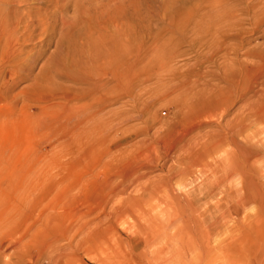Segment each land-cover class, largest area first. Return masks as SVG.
Listing matches in <instances>:
<instances>
[{"label": "rangeland", "instance_id": "obj_1", "mask_svg": "<svg viewBox=\"0 0 264 264\" xmlns=\"http://www.w3.org/2000/svg\"><path fill=\"white\" fill-rule=\"evenodd\" d=\"M0 1V27L17 26L20 41L11 37L0 53L4 70L16 72L7 87L0 78V207L14 167L43 169L23 214L0 227V264H31V254L55 237L79 241L81 262L73 264L135 263L125 260L133 249L162 253L153 264H175L169 242L145 241L138 229L177 217L196 243L209 239L216 249L232 235L229 256L247 263L264 256V192L254 171L264 175V120L248 112L264 105V0ZM227 83V106L217 108L220 96L205 89ZM196 137L195 149L213 151L210 168L180 178L177 158L188 154L174 147ZM225 175L239 197L226 202L218 188L219 207L206 220L233 207L239 213L210 233L186 198L203 197L202 185Z\"/></svg>", "mask_w": 264, "mask_h": 264}, {"label": "bare ground", "instance_id": "obj_2", "mask_svg": "<svg viewBox=\"0 0 264 264\" xmlns=\"http://www.w3.org/2000/svg\"><path fill=\"white\" fill-rule=\"evenodd\" d=\"M14 1V0H13ZM16 1V0H15ZM23 2V1H21ZM3 3V2H2ZM1 1H0V5L2 4ZM18 3V2H17ZM16 3V4H17ZM4 8L6 9V7L8 5L5 6V4L3 5ZM2 6V8H3ZM19 6V5H18ZM10 7V6H9ZM7 7V8H9ZM1 8V7H0ZM5 9H3L5 11ZM7 10V9H6ZM2 11V10H0ZM1 13V12H0ZM3 13V12H2ZM6 13V12H5ZM4 14V13H3ZM2 14L0 15V18H1ZM3 17V16H2ZM5 18V17H3ZM7 18V17H6ZM22 18V17H21ZM31 19V18H30ZM3 20V19H2ZM7 20V19H5ZM3 22V21H2ZM4 23V22H3ZM2 23V24H3ZM6 23V22H5ZM4 23V24H5ZM9 23V22H8ZM1 24V25H2ZM7 24V23H6ZM5 24V25H6ZM17 24V23H16ZM27 25V24H26ZM25 25V26H26ZM15 28H12L11 30L9 29H4L3 27H0V53H2L4 55L3 52H6V50L8 48H11V47H8L10 42H11V37L14 38V40L16 41H19L17 40V35H18V28L17 26H14ZM20 27V26H19ZM6 28V26H5ZM26 28V27H25ZM25 32V31H24ZM20 37V36H19ZM27 38V37H26ZM13 41V43L15 44L16 41ZM20 42V41H19ZM19 42H17L19 44ZM12 43V44H13ZM13 46V45H12ZM16 46H18L17 44L15 46H13L14 48L10 51H13L14 49H17ZM8 47V48H7ZM21 49V48H20ZM23 51V48L21 49ZM9 51V49H8ZM20 50H17L14 52V56L15 57L16 55H18V52ZM18 52V53H17ZM9 54L13 53V52H8ZM7 53V55H8ZM17 53V54H16ZM16 54V55H15ZM2 55V56H3ZM6 56V55H5ZM12 56V54H11ZM8 57H10L8 55ZM1 59V58H0ZM3 60V59H2ZM2 62V61H1ZM0 62V63H1ZM11 68H14L13 67H10L8 71L4 70L5 67L1 66L0 64V78H4L3 80V84H4V87H7L10 85V83L14 80V78L12 77L13 73L14 75L16 74L15 72V69L11 70ZM10 74V77H7V75ZM215 76V75H213ZM15 77V76H14ZM217 76H215L216 78ZM218 78V77H217ZM263 78V77H261ZM219 80V78H218ZM258 80H261V79H258ZM258 80L256 83H258ZM264 80V79H263ZM255 84V83H254ZM264 84V83H263ZM209 85V84H207ZM210 86L206 87V93H207V90L208 91H212L215 90V92L220 96V99L216 102V107H221V106H224L226 105L227 106V102H226V90L230 88V83H227V85L225 86V88H221V87H216V88H209ZM224 87V86H222ZM251 87V86H250ZM257 87V86H256ZM263 87V86H262ZM262 89V88H261ZM258 90V89H257ZM255 91V90H254ZM260 94V92H259ZM204 96V95H203ZM258 96V95H257ZM1 97V95H0ZM261 97V96H260ZM259 98V97H258ZM257 98V99H258ZM262 98V97H261ZM256 99V100H257ZM259 100V99H258ZM257 100V101H258ZM264 104V103H263ZM257 105V104H256ZM255 106V105H254ZM222 108V107H221ZM216 109V108H215ZM256 111V112H255ZM250 113V116H251V113L252 112H255V116H256V119L257 121L260 123H262V121L264 120V105H262L261 107L259 106H256V108H253L251 107L248 111ZM247 114V113H246ZM254 116V115H253ZM249 118V117H247ZM253 118V117H252ZM251 119V118H249ZM247 120V119H246ZM248 122V121H247ZM203 124V123H202ZM245 124V123H244ZM256 133V132H255ZM189 139V138H188ZM196 138H191L189 140H185V142L182 143V140L178 142V144L174 147L175 149L178 147L179 150H181L182 152L185 153V151L187 152L188 156H185L183 158H181L179 155V157L177 158V162L178 163H182L181 167H179L177 170H176V175L180 176V178H185L191 174H193L194 172H196V167H198L200 170H203L201 167L202 166H205V167H209L208 165V162H207V156L210 155V153L212 154V152H210L209 150L205 149L203 147L202 150L200 149H195L194 146L196 144ZM225 139L224 138H220L219 141H217L214 145H215V148H219L223 145V143L225 142L224 141ZM198 142V141H197ZM180 144H182L180 146ZM177 148V149H178ZM174 149V150H175ZM184 150V151H183ZM180 152V151H179ZM181 153V152H180ZM175 154V153H174ZM178 154V153H176ZM183 155V154H182ZM7 156H5L4 158H6ZM176 157V156H175ZM9 158V156L7 157ZM170 158V157H169ZM173 158V157H172ZM173 161V160H172ZM21 165V164H20ZM16 166L14 167V172H10V178H9V186H10V190L8 191V195H7V202L5 203V207L2 208L0 207V227H6L8 226L10 223L12 222H16L14 219L17 215H22L23 212H24V207L26 205V203L29 201V198H31V194L33 195L35 193V190H37V187L39 185V183H41L40 181V178H41V175H42V170L41 168H39L38 166H34V167H31V168H28V169H24V167L22 166ZM176 166V165H174ZM183 166V167H182ZM226 166V165H225ZM224 166V167H225ZM173 168V167H172ZM210 168V167H209ZM213 168V167H212ZM227 168V167H226ZM206 169V168H205ZM204 169V170H205ZM217 169H219V164L215 166V170L217 171ZM213 173L216 172L214 171V169H212ZM254 171H255V174H257L258 178L260 179V182L257 183L258 186L261 188V190H263L264 192V175L261 177L258 173V170L256 168H254ZM217 173V172H216ZM43 176V175H42ZM8 178V177H7ZM229 178L230 176L228 177L227 175L225 176H221L219 179H217L215 181V183H213L212 179L209 180L212 181V183H204L202 185V190H204V194H203V197L199 196L198 194H194L193 192H191V194H188L187 195V202H188V205L191 207V210H194L195 213L198 214V216H200L203 220H206L207 216L211 215L212 212H215L216 210L214 208H218L219 206L215 207V200H214V196L215 193H216V190L219 188H221L222 190H226L225 192V199H226V202H228L227 199L229 198H232L233 195L237 197H239V195H237L236 193L233 194V190L232 188L230 187L231 184L230 182L228 183L229 181ZM206 180V179H205ZM8 182V181H7ZM203 182V181H202ZM205 182V181H204ZM254 183V182H253ZM202 184V183H201ZM255 184V183H254ZM2 186V185H1ZM182 189V188H181ZM182 191V190H181ZM145 192V191H144ZM186 192V190H185ZM262 192V193H263ZM203 193V192H202ZM223 193V191H222ZM239 194V193H238ZM4 195V194H2ZM1 195V196H2ZM36 195V194H35ZM115 195V194H114ZM222 195V194H221ZM264 195V194H263ZM0 196V197H1ZM36 197V196H35ZM168 197V196H167ZM177 203H179V205L181 204V200L179 197H173ZM223 198V197H222ZM170 199V198H169ZM221 199V198H220ZM219 199V200H220ZM31 201V200H30ZM29 201V202H30ZM209 201H211V205L213 206L210 207V206H207L206 203H208ZM223 201V200H222ZM167 202V201H166ZM134 203V202H133ZM141 203V202H140ZM220 203V202H219ZM224 203V202H223ZM136 204H138L136 202ZM134 204V205H136ZM172 204V203H171ZM217 204V203H216ZM133 205V206H134ZM142 205V204H141ZM146 205V204H145ZM169 205V204H168ZM177 205V206H179ZM239 206H241L240 204H238ZM138 206V205H137ZM172 206V205H171ZM132 207V206H131ZM142 207V206H141ZM144 207V206H143ZM150 207V206H149ZM154 207V206H153ZM242 207V206H241ZM140 208V207H139ZM145 208V207H144ZM152 208V206H151ZM133 209V207H132ZM136 209V208H135ZM138 209V207H137ZM153 209V208H152ZM177 209V207H176ZM130 210V209H129ZM134 210V209H133ZM142 210V209H141ZM144 210V216H147L150 211H145ZM77 211V210H76ZM76 211L75 212V215H76ZM104 211V210H103ZM121 211V210H120ZM119 211V212H120ZM71 212V211H70ZM86 212V211H85ZM138 212V211H137ZM136 212V213H137ZM50 214V212H48ZM53 213V212H52ZM82 213V212H81ZM132 213V212H131ZM156 213V212H155ZM234 213H239V210L234 208L233 207V211L232 210H229V213L227 212L226 214L220 216L222 217L221 219H216L214 218V216L212 215L211 217V222H207V227H208V230L210 231V233H216L217 230L219 229H222L223 227H225L228 223V221H230V219L233 217ZM80 214V212H79ZM78 214V215H79ZM85 214V213H84ZM122 214V212L120 214H118L119 217H122L120 216ZM127 214V212H126ZM130 214V213H129ZM142 214H143V211H142ZM20 215V216H21ZM69 215V214H68ZM138 215V214H137ZM136 215V216H137ZM155 215V214H153ZM135 216V217H136ZM195 216V214H194ZM47 217V216H46ZM125 217V216H124ZM155 217V216H154ZM172 217V216H171ZM50 218L53 219V216H51ZM82 218V217H81ZM74 219V218H73ZM88 219V218H87ZM175 219V217H174ZM177 220L175 221H171L170 222H164V221H155V220H150L149 223H147V225H141L139 226V229L138 231L140 232V234L143 236V240L145 241H148L149 239L152 240V242H155L157 240H161V241H166V242H169L172 247L174 248V254L170 256L169 260L172 261V263L174 262L175 264H189V261H191L192 264H207L208 262H210L209 264H214V263H217V260H220L222 259V261H224V264H264V256L263 255H260L257 257V259L255 261H241L239 262L238 260L235 259V257H231L227 254V249H228V245L230 246H233L234 245V241L236 240H233V237L232 235L229 236L230 240L228 241H225L224 242H221V244L219 246H216V249H214L215 246H212L210 245V240L209 239H206V241H204L203 239H201V242H197L192 239V238H189V237H185V235L180 231V229H182V222H180L178 220V217L176 218ZM84 220V219H83ZM51 221V220H50ZM71 221V220H70ZM74 220H72L73 222ZM78 221V220H75V222ZM81 221V220H80ZM85 221V220H84ZM83 221V222H84ZM86 222V221H85ZM71 223V222H70ZM69 223V224H70ZM78 223V222H77ZM76 224V223H74ZM80 224V223H79ZM86 224V223H84ZM51 225V224H50ZM53 226V225H52ZM78 226V225H77ZM99 226L100 228V225H97ZM71 227V226H70ZM80 226H78L77 229H79ZM88 227V226H87ZM90 227V226H89ZM92 227V226H91ZM49 228V227H48ZM74 228L75 225H74ZM73 228V229H74ZM93 228V227H92ZM174 230L177 232V236L176 237H172L170 235V230ZM75 230V229H74ZM85 230V226H82L81 225V228H80V232L83 233V231ZM137 230V228H136ZM68 231V229H67ZM79 232V231H77ZM75 232V233H77ZM78 233V234H81V233ZM86 231H84L85 233ZM88 232V231H87ZM68 234V233H67ZM66 235V234H65ZM65 235H62V237H65ZM69 235V234H68ZM85 235V234H84ZM88 235V233H87ZM77 236V235H76ZM80 236V235H79ZM74 237V236H73ZM83 237V236H82ZM86 237V236H85ZM54 238V237H52ZM69 238V237H68ZM84 238V237H83ZM85 239V238H84ZM59 238L55 237L53 240L51 239L50 242H46L43 244V247L40 246V251H39V254L37 253V255H34L33 253L31 254V257H30V263L31 264H42L41 263V259H45L47 260L50 264H66V260L68 259L70 264H73L74 262L78 261V262H81L80 258L77 256V254L74 253L75 251V248H77L76 246L79 244V241L78 243H71L69 245H64V244H59L58 242ZM98 243H101L102 242H99L97 241ZM95 243V242H94ZM223 243H224V246H223ZM21 245H23V247L25 246L26 247V242H21L20 243ZM30 244V243H28ZM18 245V244H17ZM80 245V244H79ZM81 246V245H80ZM106 246V245H105ZM85 247V245H84ZM95 247V246H94ZM197 247H199L200 250H202L201 252V255H198L197 254ZM218 247V248H217ZM227 247V248H226ZM78 248H82V247H78ZM85 248H88V247H85ZM83 249V248H82ZM101 250V249H100ZM104 250V249H103ZM209 250H211V255L210 256H206L209 252ZM87 251V250H86ZM100 252V251H99ZM103 252V251H102ZM105 253V252H103ZM133 254L129 255L128 256V259L125 258V260H129V257L135 261V263L137 264H145L146 262L147 263H150V264H153L154 261H156V257L160 256L162 253H158V254H155L154 256L152 257H149L147 255H145L144 253L142 252H135V250L133 249ZM188 254L191 256V260L189 257H188ZM99 255V254H98ZM97 255V256H98ZM162 256V255H161ZM161 256L158 258L160 259ZM138 258L139 260L136 261L135 258ZM97 258V257H96ZM195 258V259H194ZM200 258L204 259V262L200 261ZM102 258H99V262L101 261ZM210 259V260H209ZM168 260V261H169ZM103 261V259H102ZM105 261V259H104ZM104 261L101 263V264H105ZM107 261V260H106ZM131 261V260H130ZM169 261V262H170ZM98 262V260H97ZM160 262V261H158ZM163 262V261H162ZM168 262V263H169ZM135 263H130L129 261L126 263V264H135ZM165 263V262H164ZM171 263V262H170ZM82 264H85L84 262ZM159 264V263H157ZM163 264V263H162ZM221 264V263H220Z\"/></svg>", "mask_w": 264, "mask_h": 264}]
</instances>
